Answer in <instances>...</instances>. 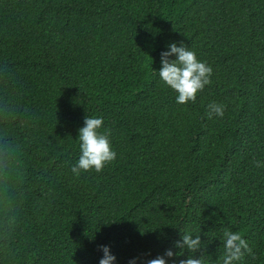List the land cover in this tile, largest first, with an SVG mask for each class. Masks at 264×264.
<instances>
[{
    "label": "trees",
    "instance_id": "obj_1",
    "mask_svg": "<svg viewBox=\"0 0 264 264\" xmlns=\"http://www.w3.org/2000/svg\"><path fill=\"white\" fill-rule=\"evenodd\" d=\"M173 42L213 69L186 105L153 72ZM86 115L117 157L77 177ZM0 138V264H147L184 231L220 264L225 229L264 264V0H0Z\"/></svg>",
    "mask_w": 264,
    "mask_h": 264
},
{
    "label": "clouds",
    "instance_id": "obj_2",
    "mask_svg": "<svg viewBox=\"0 0 264 264\" xmlns=\"http://www.w3.org/2000/svg\"><path fill=\"white\" fill-rule=\"evenodd\" d=\"M166 48L167 50L161 53L160 69L158 71L153 69V72L158 74L162 84L173 91L177 104L195 102L198 94L211 83L212 67L200 60L196 52L182 42L170 43ZM224 113L225 108L221 104L212 102L207 106L209 119L213 117L222 119ZM76 140L79 145V158L71 167V172L77 177L83 172L100 173L117 157L111 144L110 133L104 129L102 117L86 115L84 126L78 130ZM15 161L14 142L10 138H0V172L10 169ZM256 166L264 168V161H257ZM220 241L223 247V255L219 257L220 264H243L250 248L242 234L225 229ZM206 247L201 235L184 231L173 248L167 249L162 256L148 260L147 264H169L172 260H178L179 264H205ZM100 251L103 255L99 264H117V257L112 253L110 246L102 245ZM197 253L201 255L197 257ZM186 254L187 258H183ZM129 264H139V258H132Z\"/></svg>",
    "mask_w": 264,
    "mask_h": 264
}]
</instances>
